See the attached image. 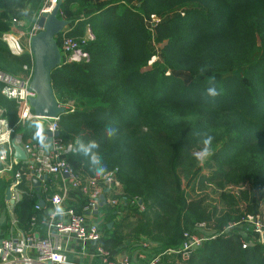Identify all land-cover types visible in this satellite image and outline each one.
Instances as JSON below:
<instances>
[{
  "label": "trees",
  "instance_id": "trees-1",
  "mask_svg": "<svg viewBox=\"0 0 264 264\" xmlns=\"http://www.w3.org/2000/svg\"><path fill=\"white\" fill-rule=\"evenodd\" d=\"M44 1L0 0V34L18 6H27L34 17ZM87 10L67 33L79 39L89 25L95 37L82 46L87 59L61 62L51 71L59 103L73 97L95 101L65 107L59 115V137L74 141L76 148L64 157L73 170L97 181L114 170L125 207L138 198L144 204L141 211L132 207L131 218L118 217L119 205L104 209L110 219H118L111 227L101 225L104 247L144 238L148 248L160 252L178 246L194 219L215 216L218 232L240 217L232 212L240 210L241 200L247 213L264 209V0H60L58 16ZM151 14L160 18L153 30L145 22ZM61 33L55 35L57 42ZM152 40L160 43L157 60H151ZM25 62L30 53L10 52L0 35V70L16 76ZM209 87L220 94L209 96ZM0 108L22 140L42 139L45 123L35 117L19 121L17 101L1 93V83ZM206 135L213 137L212 154L197 164L193 152ZM93 141L96 147L85 155ZM182 177L198 183V191L211 183L230 210L212 206L207 211L204 194L186 198ZM247 180L250 192L241 188L237 196L225 188ZM37 196L34 190L22 192L15 204L19 223L45 214L46 206L34 209ZM242 227L205 240L183 264H264V243L256 239L242 247L239 236L250 230L247 223ZM170 262L175 260L165 259Z\"/></svg>",
  "mask_w": 264,
  "mask_h": 264
},
{
  "label": "built area",
  "instance_id": "built-area-1",
  "mask_svg": "<svg viewBox=\"0 0 264 264\" xmlns=\"http://www.w3.org/2000/svg\"><path fill=\"white\" fill-rule=\"evenodd\" d=\"M58 1L45 0L39 14L41 11H50ZM38 30L39 27L35 23L28 39ZM61 35L63 34L61 33ZM81 36L76 40L85 42L94 37L90 28L86 30L84 36ZM4 38L6 39L5 36ZM71 39L65 35L61 37L58 35L59 43L57 42V44L61 53V62L86 60L88 54L82 48H79L77 52L72 50L78 42H73ZM14 44L16 45L15 42ZM14 44L12 43L13 46ZM29 53L31 65L25 76H15L0 70L1 93L8 99L17 101L19 121L23 122L31 117L38 118L45 123L46 131L49 130L51 135L49 141H47L48 135L45 131L44 136L39 141L27 140L22 142L25 158H16L13 156L11 145L13 127L8 125L6 119L2 117L3 115H0V160L8 169H12L16 165L8 184L9 197L7 201L14 204L21 199L22 190L20 186L23 178L36 177L40 181V186L46 189L45 184H43L44 174L60 176L71 189H79L82 192L84 201L78 210L65 201V192L51 193L46 198L49 202L46 220L49 229L44 235L35 233L33 230L38 220L37 213L31 215L29 224L22 227L19 225L18 218L13 216L10 232L0 238V264H69L67 244L71 241H75L81 251H90L97 256L102 264H132L130 256L125 252L104 247L103 230L99 222L90 217V214L99 208L100 186L107 188L115 186L121 190L122 184L116 179L114 170L106 172L102 180L97 181L85 173L76 172L66 161L64 154L74 152L76 148L74 141L64 142L59 135H55V131L59 130V117L37 116L30 106L29 97L35 96V93L29 89L33 72V57L30 46ZM23 67L26 69V65ZM0 111L3 112V109L0 108ZM107 200L108 204L117 205V199L113 196ZM40 208L41 205L36 202L34 209ZM248 220L250 221L248 223L250 230H243L244 232L239 236L242 247L251 245L256 239L261 240V232L264 229V222L252 214H246L242 221ZM236 224L237 222H230L217 232L205 220L197 221L191 228L183 230V238L178 246L153 252L145 264H165V256L172 257L175 262H187L205 240L223 234L225 231L227 234V231L235 228ZM251 232L258 233V236L253 237ZM138 244L140 249L149 247L148 240L144 238H140Z\"/></svg>",
  "mask_w": 264,
  "mask_h": 264
},
{
  "label": "rangeland",
  "instance_id": "rangeland-1",
  "mask_svg": "<svg viewBox=\"0 0 264 264\" xmlns=\"http://www.w3.org/2000/svg\"><path fill=\"white\" fill-rule=\"evenodd\" d=\"M74 6H75L74 8L76 10V5H74ZM26 9H27V6L26 7L18 6L17 10L19 12L12 14V17L8 20L9 27L7 29L3 30L0 34L1 39L6 43L10 52H12L14 54H21L22 52H28L29 53L28 35H29V33H31L33 31L34 24L37 22V18L39 16V14H37L36 16L33 17V15H34L33 13L31 15H29L27 13ZM90 11L91 10H87L86 14L83 11H80L73 16H69L67 18L70 20L69 24H67L61 30L64 33L63 35L66 34L65 36L70 38V36L67 33L70 34V31H72L75 28L76 24L78 23V20L86 18L87 13H89ZM59 17L65 18L64 13L60 11ZM159 19L160 18L158 16L151 14L150 19L146 20L145 22L149 26V28H151V30H153L154 23L159 21ZM88 28H90V27H88V25L86 23L84 26L82 36L85 35L86 30ZM63 35L60 34V37ZM93 35H94V33H93ZM4 36L6 37V39L4 38ZM94 37H95V35H94ZM94 37L92 39L85 41V42H81L78 40L75 41V40L71 39V41H73V42H78L76 44V46H74V48H72V50L73 51L75 50V52H77L79 48H82V46L85 45L88 41L93 40ZM151 38H153V34L151 35ZM14 42L16 43V45L14 44ZM12 43L14 44V46L12 45ZM151 43L155 47V54L151 56V60H154V59L157 60L159 58L158 57V51L160 49V43L154 42L153 40L151 41ZM17 46H19V47H17ZM73 62L82 63V60L73 61ZM148 64H150V60H148ZM23 65H26V69L23 67ZM23 65H22L23 71L19 72L16 76H23V75L25 76L28 73L29 66L31 65V57H30V62H25ZM2 71H4V70H2ZM5 72H7V71H5ZM166 72L168 73L169 70H167ZM93 102H95V101H85L84 103H82V102L77 101L76 98L73 97V98H66L60 104L61 105L63 104L64 107L74 108V106H76V107L77 106H79V107L89 106ZM0 115H2L1 111H0ZM201 148H203V146H201ZM201 148H198V149L196 148L194 151H197ZM197 164H201V163H199L197 161ZM202 164H204V163H202ZM203 170H205V169H203ZM193 184H194V188L196 189V191L192 190ZM205 185L206 186L203 189H200L201 191H198L197 190L198 183L190 182L188 184L187 178L182 177V187L184 189L183 191H184V195L186 198H189V197L191 198V197L197 196L199 194H204L206 196V200L204 201V204L207 206V211H209L212 206H216L217 209H220V210H230L229 208L225 207V204L223 202L219 201V199H218L219 189L216 188L215 186H213L211 183H205ZM112 188L115 190V192L118 189L115 186ZM225 188L238 196L239 190L241 188H246L250 192L251 191V183H250V181L247 180V181H245L241 184H238V185H234V184L226 185ZM114 198L117 199V205H119V208H121L120 215H118V217H120V218L122 216H126L125 218H131L132 216H135L134 214H136V211L134 210V208H132L134 205H136L138 207L139 211L144 209V204H143L142 200L139 198L137 200H135L136 202L130 201V204H127V202H126V207H125V205H124L125 203L122 200V187H121L120 193H116ZM112 206H114V205H110V207L108 206V208H111ZM244 206H245V203L241 200L239 203V207H238L240 210L238 212L237 211L232 212L234 216L236 214H239V216H240L239 218H238V216L234 217L233 220L231 221V222H233L235 220L234 222H237V224L235 225V228H238L241 230V229H243L242 226L244 223L248 224L250 222L249 220L248 221H242L243 218L246 217V214H252L254 217H257L262 222H264V209L257 207L255 209V212L247 213ZM97 217H98V214L93 215V219H97ZM110 218L111 217L105 213V215L102 218H100V219H98V221L97 220L96 221L100 222L99 225L101 226L104 223H108V222H110V224L111 223L113 224L115 222L114 221L115 219L118 220L117 218H115V219L114 218L110 219ZM201 220H205L211 228H214L213 223H215V216L209 217V218H206V217L197 218V219H194L193 223H195L197 221H201ZM190 227H191V225H190ZM103 229H104V227H103ZM170 263L183 264L180 262H177V263L176 262H170Z\"/></svg>",
  "mask_w": 264,
  "mask_h": 264
},
{
  "label": "crops",
  "instance_id": "crops-1",
  "mask_svg": "<svg viewBox=\"0 0 264 264\" xmlns=\"http://www.w3.org/2000/svg\"><path fill=\"white\" fill-rule=\"evenodd\" d=\"M12 138L18 141L21 144V146H22V142L27 141L21 139V134L19 132H15V133L13 132ZM13 167L15 168L16 165H14ZM14 168L12 169L6 168L4 166V162L0 160V238L6 236L10 232L12 225V217L16 216L18 218L17 212L15 210L16 203L12 204L8 202L7 201L8 198L5 197L6 189L8 188V184L13 174ZM5 182L7 186L5 185V188L1 189V183H5ZM84 183L86 184V181H84ZM43 184H45L46 189L40 186V181H39L38 189H36L35 188L36 185L33 183L31 178V179H25L20 186L22 192L25 189L34 190L35 192H37L38 196L36 202H38L39 199L44 200V204L41 205V207L46 206L45 207L46 212L45 214H42L41 217L37 216L38 220L36 221V224L33 227L35 233L42 235L46 234L49 229L46 223V220L48 218V211H49V205L47 206L48 200L46 198L51 193L65 192V198H66L65 201L67 203L72 204L78 210L80 209V206L84 201V195L82 194V192L79 189H71L68 186V184L65 181H63L62 178L58 175L46 174V177L43 180ZM87 187L91 188L90 186ZM100 191H101L100 196H102L103 204L102 205L99 204L98 210L90 214V217L92 219H93V215L98 214L97 219H94L97 221L98 219L102 218L105 215L104 209L109 206L107 199L112 195L115 197L116 193H120L121 190L117 189V191L115 192L113 188L100 186ZM120 212H121V208L117 210L116 212L117 215H120ZM27 224H29V222ZM107 224L109 227H111L112 225V223L110 224V222H108ZM19 225L21 227L25 226V224H21V223H19ZM67 250H68L69 264H102L100 259L94 254H92L90 251H86V252L81 251L78 244L75 241H71L70 243L67 244ZM112 250L125 252L127 255L130 256L132 264H145L148 261V259H150L153 253V250L151 248L140 249L137 241L128 240V239L124 240L121 244L112 248ZM139 252H142V254L138 255ZM165 259H168V257H165Z\"/></svg>",
  "mask_w": 264,
  "mask_h": 264
},
{
  "label": "water",
  "instance_id": "water-1",
  "mask_svg": "<svg viewBox=\"0 0 264 264\" xmlns=\"http://www.w3.org/2000/svg\"><path fill=\"white\" fill-rule=\"evenodd\" d=\"M59 4L60 0L50 11H41L36 22L39 30L29 38L30 52L33 57V72L29 89L35 93V96L29 97V103L33 113L42 117H59L65 111V107L55 97L51 84V71L61 63V53L55 35L70 22L69 19L58 16ZM46 134L48 135L47 141H49L51 132L47 130ZM55 135H59V130L55 131ZM11 145L14 149V157L25 158L23 148L18 141L12 138ZM43 177H46V174ZM32 181L38 189L39 179L32 177ZM5 197H9L8 188ZM100 198L99 204L102 205V196ZM38 203L43 205L44 200L39 199ZM261 241L264 243V229L261 232Z\"/></svg>",
  "mask_w": 264,
  "mask_h": 264
},
{
  "label": "clouds",
  "instance_id": "clouds-1",
  "mask_svg": "<svg viewBox=\"0 0 264 264\" xmlns=\"http://www.w3.org/2000/svg\"><path fill=\"white\" fill-rule=\"evenodd\" d=\"M210 82L215 84V80H214V77L213 78H210ZM207 94L211 97H216L218 96L220 93L217 91V88L216 87H209L207 89ZM212 141H213V137L211 135H206L204 138H203V148L197 150V151H194L193 152V156L194 158L199 162V163H204L205 160L212 154L211 153V144H212ZM96 147V144L95 142H91L90 145L84 149V152H85V155H88L90 152H91V149ZM93 162L94 163H99V160L97 157L93 156ZM104 171V169H100L98 172H97V175H100L102 172Z\"/></svg>",
  "mask_w": 264,
  "mask_h": 264
}]
</instances>
